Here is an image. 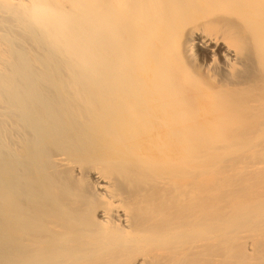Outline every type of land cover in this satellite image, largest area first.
<instances>
[{"label": "bare ground", "instance_id": "bare-ground-1", "mask_svg": "<svg viewBox=\"0 0 264 264\" xmlns=\"http://www.w3.org/2000/svg\"><path fill=\"white\" fill-rule=\"evenodd\" d=\"M0 264H264V0H0Z\"/></svg>", "mask_w": 264, "mask_h": 264}]
</instances>
